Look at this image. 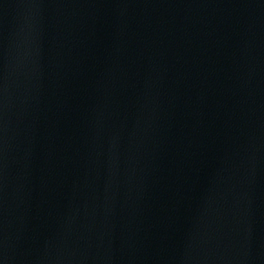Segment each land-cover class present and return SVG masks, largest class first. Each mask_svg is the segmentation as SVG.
Masks as SVG:
<instances>
[{"label": "water", "instance_id": "95a60500", "mask_svg": "<svg viewBox=\"0 0 264 264\" xmlns=\"http://www.w3.org/2000/svg\"><path fill=\"white\" fill-rule=\"evenodd\" d=\"M0 264H264V0H0Z\"/></svg>", "mask_w": 264, "mask_h": 264}]
</instances>
